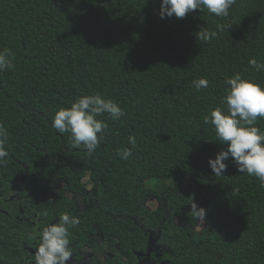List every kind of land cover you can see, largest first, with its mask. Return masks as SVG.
Wrapping results in <instances>:
<instances>
[{"label": "trees", "instance_id": "trees-1", "mask_svg": "<svg viewBox=\"0 0 264 264\" xmlns=\"http://www.w3.org/2000/svg\"><path fill=\"white\" fill-rule=\"evenodd\" d=\"M159 9L160 0H0V51L14 65L0 71L9 153L0 162V222H30L37 210L36 222L58 223L67 213L79 218L69 237L94 244L101 234L134 260L133 250L150 247L153 264H264V188L231 159L213 174L209 158L226 145L204 122L222 107L228 77L264 86V72L248 63L264 61V0H236L223 18L197 10L161 19ZM217 24L232 26L197 39ZM198 78L209 86L197 91ZM95 93L125 115L97 117L107 128L89 154L51 122ZM256 126L264 131V118ZM192 199L207 209L199 230Z\"/></svg>", "mask_w": 264, "mask_h": 264}, {"label": "clouds", "instance_id": "clouds-1", "mask_svg": "<svg viewBox=\"0 0 264 264\" xmlns=\"http://www.w3.org/2000/svg\"><path fill=\"white\" fill-rule=\"evenodd\" d=\"M236 0H160L159 16L161 19L175 16L183 19L188 13L197 10H207L217 17H227L229 9ZM232 25L217 24L216 30L199 29L198 40L211 41L220 31ZM10 51H0V71L10 69L14 65L10 58ZM249 65L256 72H264V61L252 58ZM228 86L226 94L221 100L222 107H217L204 118L206 124L214 127L217 140L226 145L215 158H209V167L215 176H221L231 161L236 165L239 173H246L256 177L260 187L264 188V131L256 122L264 118V86L246 78L237 72L225 81ZM194 88L199 91L209 86L208 80L198 78L192 81ZM107 114L112 120H118L125 115L122 108L111 98L100 93L81 95L70 107L60 108L51 126L59 134H71L74 148L84 145L91 154L97 149L103 139L107 124L97 117ZM99 134V135H98ZM7 130L0 125V162L9 153L5 149ZM128 142L136 146L135 136H129ZM121 159L128 160L131 150L128 148L119 152ZM192 218L206 221L207 209L198 206L194 199L190 203ZM79 224V218L65 213L59 216V222L43 227L39 234V245L35 251L34 264H67L73 256L70 248V229Z\"/></svg>", "mask_w": 264, "mask_h": 264}, {"label": "flooded vegetation", "instance_id": "flooded-vegetation-1", "mask_svg": "<svg viewBox=\"0 0 264 264\" xmlns=\"http://www.w3.org/2000/svg\"><path fill=\"white\" fill-rule=\"evenodd\" d=\"M34 212L26 216L30 222H0V264H34L35 251L39 245V234L43 227L57 222H36L40 220ZM94 244L77 241L69 237L73 256L67 264H153L150 247L145 251L133 250L135 260L116 251L101 241V234H96ZM150 241V240H149ZM148 244L150 245V242ZM118 248V243L114 244ZM141 252V253H139Z\"/></svg>", "mask_w": 264, "mask_h": 264}, {"label": "rangeland", "instance_id": "rangeland-1", "mask_svg": "<svg viewBox=\"0 0 264 264\" xmlns=\"http://www.w3.org/2000/svg\"><path fill=\"white\" fill-rule=\"evenodd\" d=\"M145 206L148 208V209H155L157 206H158V201L155 197H151L150 199L146 200L144 202ZM197 229H201L203 227V222L204 221H197ZM160 264H167L166 262H161Z\"/></svg>", "mask_w": 264, "mask_h": 264}, {"label": "water", "instance_id": "water-1", "mask_svg": "<svg viewBox=\"0 0 264 264\" xmlns=\"http://www.w3.org/2000/svg\"><path fill=\"white\" fill-rule=\"evenodd\" d=\"M139 253H141V252H139Z\"/></svg>", "mask_w": 264, "mask_h": 264}]
</instances>
